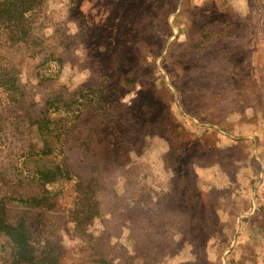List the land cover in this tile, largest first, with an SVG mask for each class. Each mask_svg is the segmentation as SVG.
Instances as JSON below:
<instances>
[{
	"label": "rangeland",
	"instance_id": "1",
	"mask_svg": "<svg viewBox=\"0 0 264 264\" xmlns=\"http://www.w3.org/2000/svg\"><path fill=\"white\" fill-rule=\"evenodd\" d=\"M41 1L35 53L0 43L7 221L46 264H264V0ZM77 90L42 138L45 99ZM58 157L78 184L16 201ZM214 163L224 182L197 174Z\"/></svg>",
	"mask_w": 264,
	"mask_h": 264
},
{
	"label": "trees",
	"instance_id": "2",
	"mask_svg": "<svg viewBox=\"0 0 264 264\" xmlns=\"http://www.w3.org/2000/svg\"><path fill=\"white\" fill-rule=\"evenodd\" d=\"M41 2V0H0V43L11 48V50L24 49L28 55L34 54V49H28V46L37 40L33 33L34 13L38 10ZM10 86L16 88L14 80H11ZM51 96L54 97V95H49L45 99L41 117L34 122L42 138L53 130L62 127V121L66 119V113H68L66 110L83 95L77 90L68 102L59 96L60 100L56 99V101L61 104L57 106L54 105V98ZM75 111L77 113V109ZM53 112L56 113L55 118L49 116ZM50 124H53L54 127H51ZM49 153L50 149L47 142H44L40 154ZM65 164L58 157L57 163L52 168L33 169L32 174L28 175L40 185V197L15 200L21 205L28 203L30 206H40L42 205L41 201L48 206L52 205L54 201L50 202V199L57 198L62 192L63 184L61 181L73 179L72 183L78 184L77 176L71 173ZM5 213V205L0 199V234L4 235L8 241L9 264H46L47 257L36 255L29 222L19 218L14 223H10L7 221Z\"/></svg>",
	"mask_w": 264,
	"mask_h": 264
},
{
	"label": "crops",
	"instance_id": "3",
	"mask_svg": "<svg viewBox=\"0 0 264 264\" xmlns=\"http://www.w3.org/2000/svg\"><path fill=\"white\" fill-rule=\"evenodd\" d=\"M210 168V170L212 171L211 173H210V176H206V175H204V180H205V182H213V181H218V180H223V182L225 181L224 180V176H223V172L220 170V168L218 167V165H216L215 163L214 164H211V166H197V174L199 175V176H203V175H201V174H203V172L204 171H207L208 169ZM200 169H201V171H200ZM218 170L220 171V173L218 174ZM213 173V174H212ZM215 174V175H214ZM208 175V174H207ZM219 178H221V179H219ZM200 181V180H199ZM202 186H203V184H201ZM208 186H207V188H210V187H212L211 185H209V184H207ZM201 186V187H202ZM204 187V186H203Z\"/></svg>",
	"mask_w": 264,
	"mask_h": 264
}]
</instances>
